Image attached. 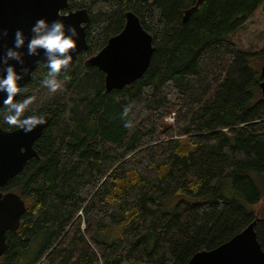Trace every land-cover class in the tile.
<instances>
[{"label":"trees","instance_id":"16d2710c","mask_svg":"<svg viewBox=\"0 0 264 264\" xmlns=\"http://www.w3.org/2000/svg\"><path fill=\"white\" fill-rule=\"evenodd\" d=\"M261 2L68 0L90 16L88 50L58 74L62 90L44 86L41 64L12 101L24 106L19 120L51 121L34 143L38 158L1 189L25 212L0 264H187L253 222L264 251V193L253 178H264V48L229 40ZM127 11L154 53L142 78L107 92L85 61ZM12 114L1 108L0 128H18L6 122Z\"/></svg>","mask_w":264,"mask_h":264},{"label":"water","instance_id":"95a60500","mask_svg":"<svg viewBox=\"0 0 264 264\" xmlns=\"http://www.w3.org/2000/svg\"><path fill=\"white\" fill-rule=\"evenodd\" d=\"M38 19H46L49 23L61 20L65 25L76 27L79 33L77 49L71 53L73 58L69 66L74 64L82 52L88 50L86 26L90 22V16L86 9L72 11L69 9L68 0H0V29L8 31V36L0 40V56L6 53L7 48L14 46V33L17 29L23 30L24 35L30 38L31 27ZM27 42L26 40L25 46L18 50L24 53L25 66L29 68V74L18 82L21 90L30 82L32 73L39 65L47 68L43 50H38L39 56L27 55ZM153 53L152 36L142 28L139 18L127 11L122 30L109 38L96 55L85 61V65L104 73L105 90L110 92L130 86L142 78L150 65ZM8 63L20 72L21 66L17 61L9 60ZM65 69L62 68L60 72ZM260 75L262 80L259 88L264 99V62ZM19 93L13 97V101ZM5 98L6 93H0V110L5 105ZM36 117H43L46 123L38 125L28 134L19 127L11 131L0 128V257L7 248L6 233L18 230L20 219L25 212L24 201L17 193L2 192L1 189L23 170L30 159L38 158L34 143L49 125L51 116L44 114ZM165 129H169V125L165 126ZM254 225V222L251 223L215 249L194 254L187 264H264V251L258 243Z\"/></svg>","mask_w":264,"mask_h":264},{"label":"clouds","instance_id":"9594fccd","mask_svg":"<svg viewBox=\"0 0 264 264\" xmlns=\"http://www.w3.org/2000/svg\"><path fill=\"white\" fill-rule=\"evenodd\" d=\"M31 37L24 35L23 30L17 29L14 33V46L7 48L6 53L0 56V93H6L4 104L9 113L6 116V122L22 129L25 134L31 133L38 125H43L46 120L43 117H30L25 120H19L23 105L13 103V97L20 91L18 82L25 75L29 74V68L25 66L24 53L18 51L25 46L27 40V55L39 56L43 50L44 61L49 69L47 76L42 81L45 87L55 93L62 90V85L57 80V76L62 68H67L72 61L71 53L77 49V38L79 33L76 27L65 25L61 20H53L50 23L46 19H38L31 27ZM8 36L7 29H0V40ZM9 60H15L21 66L20 72L16 71L15 66L10 65ZM127 109H125V114ZM126 127L129 125L126 124Z\"/></svg>","mask_w":264,"mask_h":264},{"label":"rangeland","instance_id":"374dc122","mask_svg":"<svg viewBox=\"0 0 264 264\" xmlns=\"http://www.w3.org/2000/svg\"><path fill=\"white\" fill-rule=\"evenodd\" d=\"M229 40L239 49L253 53L264 48V0H262L259 8L245 23L244 29L235 32L229 36ZM168 125L173 122H166ZM254 181L264 193V178L253 175ZM257 210L260 216L264 217V198L258 205Z\"/></svg>","mask_w":264,"mask_h":264},{"label":"built area","instance_id":"2783aa9c","mask_svg":"<svg viewBox=\"0 0 264 264\" xmlns=\"http://www.w3.org/2000/svg\"><path fill=\"white\" fill-rule=\"evenodd\" d=\"M167 122H173V117L170 116L169 118L166 119Z\"/></svg>","mask_w":264,"mask_h":264}]
</instances>
